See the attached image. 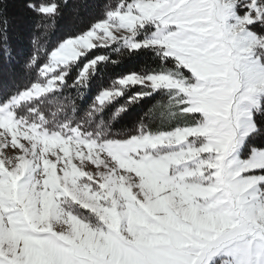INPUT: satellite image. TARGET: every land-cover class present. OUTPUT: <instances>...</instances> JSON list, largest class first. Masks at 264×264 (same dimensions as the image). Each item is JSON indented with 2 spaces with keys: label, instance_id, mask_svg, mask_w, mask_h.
I'll return each instance as SVG.
<instances>
[{
  "label": "snow or ice",
  "instance_id": "obj_1",
  "mask_svg": "<svg viewBox=\"0 0 264 264\" xmlns=\"http://www.w3.org/2000/svg\"><path fill=\"white\" fill-rule=\"evenodd\" d=\"M0 264H264V0H0Z\"/></svg>",
  "mask_w": 264,
  "mask_h": 264
},
{
  "label": "trees",
  "instance_id": "obj_2",
  "mask_svg": "<svg viewBox=\"0 0 264 264\" xmlns=\"http://www.w3.org/2000/svg\"><path fill=\"white\" fill-rule=\"evenodd\" d=\"M8 15L10 18H12L14 30L16 28V25H18V24L19 25L30 24V21L24 20V13L18 4L9 5ZM71 24H72L71 19L66 17L65 20L61 23L60 30H58L57 33L51 37L52 41L54 42L56 40L57 36L60 34V31H62L66 25H71ZM24 46H25V48H27L26 40H25ZM141 66H142L141 63L138 61H135V60L130 61L126 65V67L128 69H138ZM117 71H119V69H117ZM112 74H113V72H112L111 68L105 69L100 74H98L97 79L93 81V91H95V86L100 84L102 81L107 82L109 80V78L112 76ZM16 76H17L18 80L23 79V76L19 72L18 68H17ZM70 83H71V81H70ZM67 94H69V93L66 90L65 95H67ZM72 94L75 95L74 92ZM141 110H142L141 107H135L127 115L122 116L118 120V122L116 123L114 130L120 131V130L130 129L133 126V124L135 123L137 116L139 114H141ZM81 115H83V111L81 112Z\"/></svg>",
  "mask_w": 264,
  "mask_h": 264
}]
</instances>
